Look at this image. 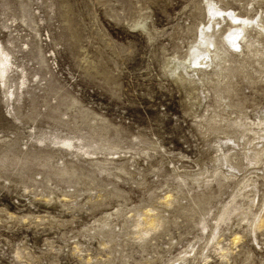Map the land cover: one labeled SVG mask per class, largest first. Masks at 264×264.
I'll list each match as a JSON object with an SVG mask.
<instances>
[{"label": "rangeland", "instance_id": "rangeland-1", "mask_svg": "<svg viewBox=\"0 0 264 264\" xmlns=\"http://www.w3.org/2000/svg\"><path fill=\"white\" fill-rule=\"evenodd\" d=\"M215 9L264 22V0H0V264H264V138L238 126L264 127V35L199 80L167 66L225 47Z\"/></svg>", "mask_w": 264, "mask_h": 264}, {"label": "bare ground", "instance_id": "bare-ground-1", "mask_svg": "<svg viewBox=\"0 0 264 264\" xmlns=\"http://www.w3.org/2000/svg\"><path fill=\"white\" fill-rule=\"evenodd\" d=\"M209 9V8H208ZM209 11V10H208ZM210 18L208 20V23H213L214 25L219 24V20H228L231 25L228 28V31L225 33L224 38L222 39L223 43L222 46L225 47H219L218 44L215 42V40L213 39V37L210 38H206L203 37V33H201V37L200 39L193 44L190 49L188 50V54L187 56H185L182 59H176V58H172L168 63L167 66L170 67V71L172 73H174L177 76L181 77H188L190 80H194V79H200L199 76L201 74H203V71L206 69V67H211L214 69H218L217 71H220V69H222V65L221 63L227 61L225 55H227L228 53V48H232V49H238L236 51L237 54L239 55H245L247 52L249 51H257V47L255 48H251L252 47V43L258 41L255 36L252 38V40L248 39V34L246 33L247 28L250 27L251 30H255L256 29V34L255 35H264V22L261 21H257L256 19H251V18H246L243 17L241 15H238L237 13H235L233 10L227 11L225 9H215V10H211L210 11ZM209 31H206V33H208ZM212 33V32H211ZM215 33V32H214ZM220 43V42H219ZM224 44V45H223ZM227 47V48H226ZM1 48V47H0ZM234 51V50H232ZM263 53V52H262ZM229 54V53H228ZM262 55V54H261ZM264 55V54H263ZM8 54L5 53L4 51L0 50V77L5 76L6 71L8 70V67L10 65L9 60L7 58ZM229 56V55H228ZM231 59V58H230ZM228 63V62H226ZM227 65V64H226ZM224 66V64H223ZM8 72V71H7ZM229 72V71H228ZM214 74H216L214 72ZM220 76H222V73H219ZM6 77V76H5ZM4 77V78H5ZM209 78V76H207ZM224 76H222L223 79ZM221 79V80H222ZM1 80V79H0ZM4 79H2L1 82H3ZM207 80V79H206ZM220 80V79H219ZM220 80V81H221ZM225 80V78H224ZM196 81V80H195ZM219 81V82H220ZM208 83L210 82L207 81ZM212 82V81H211ZM227 83V82H226ZM225 83V84H226ZM214 115V114H213ZM212 117V116H210ZM210 122V121H209ZM235 122V121H234ZM233 122V123H234ZM236 123V122H235ZM250 124V125H249ZM261 122H253L250 121L249 123H247V121H243L241 124L239 123V127H240V133L243 134L244 131L248 130V126L251 125H255L256 129L251 130L253 138L250 142H252L254 139H258V138H264V127H261ZM57 138V137H56ZM66 140V139H65ZM58 141V139L56 140ZM64 142V141H63ZM62 142V143H63ZM71 142V141H70ZM64 143H67L64 142ZM69 143V142H68ZM57 145V144H56ZM70 145V143H69ZM82 145V144H81ZM59 146V145H58ZM75 148V144L73 143L72 145ZM71 147V146H69ZM77 148H80L79 146H76ZM73 148V150H74ZM76 148V149H77ZM82 148V147H81ZM80 148V149H81ZM88 148V147H87ZM71 149V148H70ZM75 149V150H76ZM84 149H86L84 147ZM74 150V152H75ZM79 150V149H78ZM264 150V147L262 149L257 150V152L253 155H255L254 159L252 160L255 164V162L257 163L258 159L263 155L261 154V151ZM81 151V150H80ZM78 152V151H77ZM81 153V152H80ZM85 153V152H83ZM250 154V153H249ZM224 155V154H222ZM253 157V156H252ZM218 158H221L218 157ZM223 158V157H222ZM221 158V159H222ZM225 158V156H224ZM217 159V158H216ZM219 160V159H217ZM226 161V159H225ZM223 162V161H222ZM203 171V170H202ZM201 168L196 169V171H194L191 175L193 177H191L192 180H196L197 176H200V173L202 172ZM184 174V173H183ZM203 175V172L201 173ZM196 176V177H195ZM213 176V175H212ZM200 180V179H199ZM203 181V179H201ZM208 180V179H207ZM206 181V180H205ZM181 182V180H180ZM201 182V181H199ZM198 182V183H199ZM178 184V183H177ZM206 184V183H205ZM245 185V184H244ZM241 186V185H240ZM178 187V186H177ZM198 187V186H197ZM202 188V187H201ZM247 188V187H246ZM249 188V187H248ZM241 190V189H240ZM236 191V190H235ZM236 193V192H235ZM240 193V192H239ZM238 194V193H237ZM237 194L235 196H237ZM243 194V195H242ZM244 191L241 192V195L244 196ZM234 196V195H233ZM239 197V196H238ZM244 197H247V195H245ZM249 197V196H248ZM250 200H248L249 202L247 204H240L237 202L236 203H232L233 207L232 208H236L239 206H251V204L255 203V198L251 197L249 198ZM229 201V200H228ZM233 200L229 201L230 204ZM240 202V201H239ZM228 203V202H226ZM264 203V201H263ZM229 204V203H228ZM227 205V204H226ZM229 205H227L228 208ZM231 206V205H230ZM225 207V205H224ZM264 207V206H263ZM223 208V207H222ZM231 209H227L231 210ZM244 209V208H243ZM225 210V208H224ZM221 210L220 213H218L217 217H215V223L217 224L219 221L221 222L222 220L226 219L227 216V211ZM233 210V209H232ZM240 209H238L237 211H239ZM236 212V210H233ZM245 212V211H244ZM241 210V214L244 213ZM249 212V211H248ZM230 214V213H229ZM232 214V213H231ZM230 214V215H231ZM240 214V213H238ZM251 214V213H250ZM242 216V215H241ZM246 217V216H245ZM245 217H243V219H245ZM242 218V217H241ZM228 219V218H227ZM144 221V220H143ZM219 222V223H220ZM149 225L148 227H153L154 226V222L152 223L150 220H147V222ZM105 224V223H104ZM139 224V223H138ZM200 224V223H199ZM159 225V224H158ZM147 226V225H146ZM252 229L256 228V227H264V221H263V214L261 212H257V214L255 213L254 217L251 219L250 221V225H249ZM138 227V226H137ZM140 227V226H139ZM156 227V226H155ZM158 227V226H157ZM216 227V226H215ZM218 227V226H217ZM154 228V227H153ZM151 229V228H150ZM155 229V228H154ZM204 229V227H203ZM213 229V228H212ZM216 229V228H215ZM223 230V229H222ZM213 231H215L213 229ZM211 232L212 237H215V234L217 232ZM144 232V231H143ZM147 232V231H146ZM221 232V231H220ZM145 234V233H144ZM210 234V233H209ZM141 237V236H139ZM140 239V238H139ZM209 239V238H208ZM210 240V239H209ZM212 241V240H211ZM208 242V240H207ZM191 250V249H190ZM193 251V249H192ZM191 251V252H192Z\"/></svg>", "mask_w": 264, "mask_h": 264}]
</instances>
